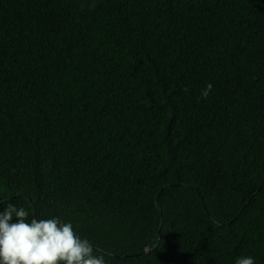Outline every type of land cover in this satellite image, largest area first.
<instances>
[{"label": "trees", "instance_id": "trees-1", "mask_svg": "<svg viewBox=\"0 0 264 264\" xmlns=\"http://www.w3.org/2000/svg\"><path fill=\"white\" fill-rule=\"evenodd\" d=\"M0 264H264V0H0Z\"/></svg>", "mask_w": 264, "mask_h": 264}, {"label": "rangeland", "instance_id": "rangeland-1", "mask_svg": "<svg viewBox=\"0 0 264 264\" xmlns=\"http://www.w3.org/2000/svg\"><path fill=\"white\" fill-rule=\"evenodd\" d=\"M109 232H110V235L112 234L113 237L118 241L132 242L142 235L143 228L142 226L138 225L131 230L128 226H126L125 230L123 231H117V230L112 229Z\"/></svg>", "mask_w": 264, "mask_h": 264}]
</instances>
